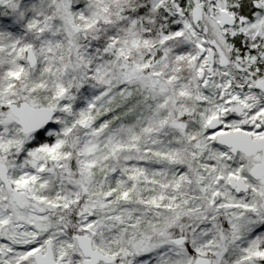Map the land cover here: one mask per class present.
Segmentation results:
<instances>
[{
    "label": "snow or ice",
    "instance_id": "obj_1",
    "mask_svg": "<svg viewBox=\"0 0 264 264\" xmlns=\"http://www.w3.org/2000/svg\"><path fill=\"white\" fill-rule=\"evenodd\" d=\"M0 264H264V0H0Z\"/></svg>",
    "mask_w": 264,
    "mask_h": 264
}]
</instances>
